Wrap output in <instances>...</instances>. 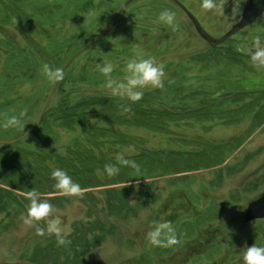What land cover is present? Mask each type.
Returning a JSON list of instances; mask_svg holds the SVG:
<instances>
[{
    "label": "rangeland",
    "instance_id": "obj_1",
    "mask_svg": "<svg viewBox=\"0 0 264 264\" xmlns=\"http://www.w3.org/2000/svg\"><path fill=\"white\" fill-rule=\"evenodd\" d=\"M126 1L0 0V141L36 123L54 83L42 66L61 69ZM177 1L218 38L249 0L235 18L233 0L224 14L202 10V0ZM165 9L176 13L178 30L158 20ZM258 36L264 44V15L218 47L172 57L205 46L189 20L169 0L130 4L67 67L35 131L0 146V264H243L244 248L264 247V219L243 221L248 204L264 197V68L243 50ZM137 55L167 56L159 62L165 87L143 89L135 103L111 96L97 65L112 63L113 78L122 79ZM25 109L24 131L2 127ZM122 152L139 171L118 165L109 177L105 165ZM56 168L85 189L83 198L54 188ZM32 190L54 206L69 246L23 223ZM154 221H171L181 243L151 246Z\"/></svg>",
    "mask_w": 264,
    "mask_h": 264
},
{
    "label": "clouds",
    "instance_id": "obj_2",
    "mask_svg": "<svg viewBox=\"0 0 264 264\" xmlns=\"http://www.w3.org/2000/svg\"><path fill=\"white\" fill-rule=\"evenodd\" d=\"M226 0H202V10L218 11L224 14V6ZM242 0H233L231 15L235 18L241 13ZM94 15V13H89ZM158 20L172 28L173 31L179 29L176 23V13L165 9L159 14ZM138 47V46H137ZM248 51L254 67L264 68V44L260 37H256L253 49H243ZM98 70L106 77L103 88L106 89L111 96L126 98L135 103L143 98L145 88L163 89L165 87V66L158 63L155 58H145L142 55L134 56L126 61L124 68L125 75L122 79L113 78L114 65L105 61L102 65H97ZM41 74L49 81L59 82L64 79L63 70L60 68H52L48 64H44ZM171 83V81H169ZM122 112L131 111L130 106L121 105ZM27 114V110H23L17 115L5 116L2 127L7 130L10 128H21L24 131L25 125L22 123V117ZM128 152H134V146H129ZM116 164H106L105 172L109 177L119 174V166H128L139 171V165L134 160L125 158V154L119 153L116 156ZM119 165V166H118ZM51 178L55 181L54 188L65 197H80L85 195L83 189L76 183L72 177L63 169L56 168L51 172ZM127 186V185H126ZM125 186V187H126ZM27 198L30 203L27 205L26 216L23 217V223L29 227H36V233L39 236L54 235L56 237L57 246L67 247L71 244V240L67 239L62 228V220L59 216L54 215V206L47 200L42 199L40 193L36 190L29 191ZM44 223V227H40V223ZM147 242L154 247L168 248L181 243L177 237L176 230L172 226L171 221H154L151 230L146 234ZM243 264H264V247L255 244L247 246L242 251Z\"/></svg>",
    "mask_w": 264,
    "mask_h": 264
},
{
    "label": "water",
    "instance_id": "obj_3",
    "mask_svg": "<svg viewBox=\"0 0 264 264\" xmlns=\"http://www.w3.org/2000/svg\"><path fill=\"white\" fill-rule=\"evenodd\" d=\"M136 0H127L122 7L117 11L115 16L113 17L111 23L109 26L100 34L98 35L92 42H90L87 46H85L83 49H81L79 52H77L69 61L61 68L63 70V73L66 71L67 67L81 54H83L85 51H87L89 48H91L93 45L101 41L104 37H106L110 31L113 29L114 25L116 24L118 18L120 15L126 10V8L132 4ZM171 3H173L189 20V22L192 24L195 32L197 35L207 44V46L203 48H199L197 50L188 52V53H181L172 55V57H184V56H191L198 53H202L205 51H209L217 46H220L225 41L230 39L233 35L237 34L238 32L244 30L248 26L253 25L257 19L264 15V0H249L245 7L242 10L240 19L220 38H213L209 34L205 32V30L202 28L198 20L177 0H169ZM160 59L157 60L159 62ZM59 82H54L51 90L49 92L48 98L46 102L44 103L40 114L38 116V119L34 126L21 138L16 140H11L7 142L0 141V146L6 147L11 146L19 141H22L26 139L28 136H30L35 129L38 127V125L41 122V119L49 107L51 100L55 94V91L57 89ZM264 219V197H261L255 201H252L248 204L246 213L244 215L243 221L244 223H249L255 220H262Z\"/></svg>",
    "mask_w": 264,
    "mask_h": 264
},
{
    "label": "flooded vegetation",
    "instance_id": "obj_4",
    "mask_svg": "<svg viewBox=\"0 0 264 264\" xmlns=\"http://www.w3.org/2000/svg\"><path fill=\"white\" fill-rule=\"evenodd\" d=\"M120 16H121V15H120ZM118 19H119V18H118ZM110 23H111V22H110ZM254 24H255V23H254ZM192 27H193V26H192ZM193 30H194V28H193ZM227 31H228V30H227ZM194 32H195V30H194ZM195 33H196V32H195ZM206 33H207V32H206ZM224 34H225V33H224ZM224 34H223V35H224ZM196 35H197V33H196ZM223 35H222V36H223ZM197 36H198V35H197ZM222 36H220V37H222ZM198 37H199V36H198ZM220 37H218V38H220ZM213 38H214V37H213ZM199 39H200V37H199ZM201 40H202V39H201ZM228 40H229V39H228ZM202 41H203V40H202ZM203 42H204V41H203ZM225 42H226V41H225ZM204 44H205V46H207V44H206L205 42H204ZM221 45H222V44H221ZM205 46H203V47H205ZM203 47H202V48H203ZM217 47H218V46H217ZM174 55H176V54H174ZM171 56H172V55H171ZM163 58H164V57H163ZM163 58H159V59L162 60ZM165 58H167V56H165ZM165 58H164V59H165ZM161 60H159V62H160ZM159 62H158V63H159Z\"/></svg>",
    "mask_w": 264,
    "mask_h": 264
},
{
    "label": "trees",
    "instance_id": "obj_5",
    "mask_svg": "<svg viewBox=\"0 0 264 264\" xmlns=\"http://www.w3.org/2000/svg\"><path fill=\"white\" fill-rule=\"evenodd\" d=\"M50 104H51V103H50ZM49 106H50V105H49ZM48 108H49V107H48ZM48 108H47V110H48ZM47 110H46V111H47ZM46 111H45V112H46ZM44 114H45V113H44ZM43 116H44V115H43ZM40 123H41V122H40Z\"/></svg>",
    "mask_w": 264,
    "mask_h": 264
}]
</instances>
